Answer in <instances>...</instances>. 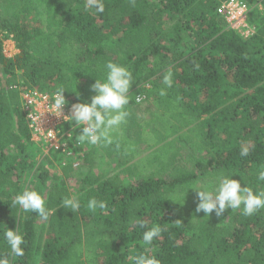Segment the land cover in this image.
Returning a JSON list of instances; mask_svg holds the SVG:
<instances>
[{
  "label": "trees",
  "instance_id": "obj_1",
  "mask_svg": "<svg viewBox=\"0 0 264 264\" xmlns=\"http://www.w3.org/2000/svg\"><path fill=\"white\" fill-rule=\"evenodd\" d=\"M221 1L103 0L98 13L86 0H0V257L9 264H133L145 253L160 264H264V208L206 216L195 211L193 189L182 193L226 173L264 190V0H245L255 27L248 37L226 27ZM8 38L13 57L2 50ZM108 61L133 77L122 134L90 145L78 169L56 164L55 154L36 168L41 152L21 111L20 81L42 92L64 87L67 102H90V85ZM169 71L171 87L163 83ZM186 145L199 155L182 154ZM243 146L249 153L241 157ZM97 148L114 154L111 170L95 163ZM25 188L44 198L47 220L13 206ZM66 197L80 209L63 207ZM91 198L106 207L90 211ZM154 225L161 234L143 244V231ZM8 227L23 235V256L4 241Z\"/></svg>",
  "mask_w": 264,
  "mask_h": 264
},
{
  "label": "clouds",
  "instance_id": "obj_2",
  "mask_svg": "<svg viewBox=\"0 0 264 264\" xmlns=\"http://www.w3.org/2000/svg\"><path fill=\"white\" fill-rule=\"evenodd\" d=\"M86 9H95L96 12L104 11L103 0H86ZM104 75L96 79L90 85L94 92L90 102H76L71 105L70 113L63 114V108L67 101L64 96L66 91L64 87H59L52 97V111L55 115L67 116L79 129L77 142L87 143L92 146L108 145L113 142V132L117 130L129 115L126 105L130 103L129 89L133 82L132 73L123 65L108 61L104 65ZM163 83L167 87L172 85V73L169 71L163 76ZM164 95V90L160 92ZM79 96V93H77ZM249 148L243 146L240 150V156H247ZM258 179L264 181V171H260ZM196 192L198 203L195 211L203 212L209 216L213 212L216 216H221L228 208L231 210L239 209L242 206V212L245 216H250L257 210L264 208V190L253 191L250 187L241 186L237 179L232 178L231 173L221 174L214 185L196 186L189 185L182 190L183 198L185 192L189 189ZM176 201L175 197L168 199ZM13 206H20L24 212L36 213L45 220L49 213L45 206V200L39 192L25 188L18 192L12 200ZM62 206L70 209L72 212L78 211L81 207L76 197H66ZM87 207L95 212L97 209L106 207L103 201L96 198L89 199ZM136 223L141 228H146L144 220H137ZM161 227L154 225L147 228L142 233V241L145 245H151L154 238L161 234ZM3 238L8 245L12 255L19 257L24 255L21 247L24 244V238L19 229L7 228L3 233ZM0 264H9L7 256L0 257ZM133 264H160L155 255L141 253L134 257Z\"/></svg>",
  "mask_w": 264,
  "mask_h": 264
},
{
  "label": "built area",
  "instance_id": "obj_3",
  "mask_svg": "<svg viewBox=\"0 0 264 264\" xmlns=\"http://www.w3.org/2000/svg\"><path fill=\"white\" fill-rule=\"evenodd\" d=\"M252 8L253 6L245 0H222L217 13L223 18L228 29L248 37L255 31V27L249 22ZM54 93L42 92L36 88L21 91V111L30 139L39 148L42 157L55 154L56 164H71L72 168H78L83 163L90 145L77 142L79 129H76V125L67 116L63 119V115L54 114L51 103ZM142 98L143 95H137L136 101ZM73 103L75 102L66 103L63 108L64 115L70 113Z\"/></svg>",
  "mask_w": 264,
  "mask_h": 264
},
{
  "label": "rangeland",
  "instance_id": "obj_4",
  "mask_svg": "<svg viewBox=\"0 0 264 264\" xmlns=\"http://www.w3.org/2000/svg\"><path fill=\"white\" fill-rule=\"evenodd\" d=\"M257 7H259L257 9V12H263V9H261L260 6H257ZM2 50H3V53L5 54V56H7V57H13L17 53V49L15 48L14 42L10 38L3 40ZM19 88H20L21 91H24V90H26L27 87H26V85H23L22 81H20V87ZM115 132H116L115 134H117V135L122 134L121 131H119L118 129L115 130ZM140 147L145 150V152H143V153L146 154L147 153V151H146L147 148H145L144 146H140ZM180 152L182 154H184L186 157H189L192 153L197 155V156L199 155V151L196 148H194V147L191 148V147H188L187 145L183 146L180 149ZM99 153H100L99 154L100 160H98V159L95 160V163L96 164H100L101 165V167H100L101 169L111 170L112 169V163H113V162H111V159L110 158H105V155L102 153V151L99 152ZM36 160H37L36 168H38L39 164H41V162H43L44 159L42 158V155L39 154V155H36ZM46 165L52 171H58V168H57V166H55V164H46ZM81 165L78 168H80ZM77 176L78 175H77V171H76V172H74V174L72 176L73 177L71 179L72 182H74V180L77 179ZM214 184H215L214 181L210 180L209 178H204V179L198 180L194 185L199 187V186H204V185L211 186V185H214ZM193 191H195V190H193ZM72 192H73V194L77 193L76 185L72 186Z\"/></svg>",
  "mask_w": 264,
  "mask_h": 264
},
{
  "label": "crops",
  "instance_id": "obj_5",
  "mask_svg": "<svg viewBox=\"0 0 264 264\" xmlns=\"http://www.w3.org/2000/svg\"><path fill=\"white\" fill-rule=\"evenodd\" d=\"M98 147L100 148L101 146L98 145ZM99 148H97V151L95 152V155H96V157H95L96 159H95V160H97V159L100 160V156H99V154H100V153H99L100 150H99ZM113 155H114V154H111V157H107V156L105 155V158H110V159H111V162H113L112 164H114V161H113V160H114Z\"/></svg>",
  "mask_w": 264,
  "mask_h": 264
}]
</instances>
